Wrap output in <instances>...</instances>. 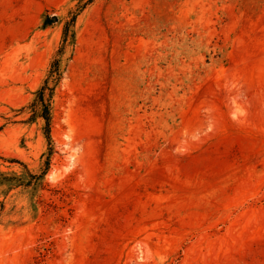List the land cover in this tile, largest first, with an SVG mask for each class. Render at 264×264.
<instances>
[{"label": "rangeland", "instance_id": "rangeland-1", "mask_svg": "<svg viewBox=\"0 0 264 264\" xmlns=\"http://www.w3.org/2000/svg\"><path fill=\"white\" fill-rule=\"evenodd\" d=\"M58 51L0 264H264V0H0V173L41 167Z\"/></svg>", "mask_w": 264, "mask_h": 264}, {"label": "trees", "instance_id": "trees-1", "mask_svg": "<svg viewBox=\"0 0 264 264\" xmlns=\"http://www.w3.org/2000/svg\"><path fill=\"white\" fill-rule=\"evenodd\" d=\"M75 16H72L68 22L64 24L61 36V44L66 42L73 43L74 34L72 32ZM56 21L55 17L44 16L42 18L41 27L46 28ZM60 51H58V57L54 58L49 66L48 74L44 79L42 85L35 92V99L30 104L29 108L31 114L27 118L30 120L34 117H39L42 122V136L46 143V153L44 155L41 167L37 173H32L21 161L12 160L17 164L21 170L22 175L16 174H4L0 173V185L14 186L18 188L36 187L40 184L46 175L49 168V158L52 154V139L50 135L51 124V98L53 95V89L61 78L62 71L60 70ZM10 176V177H9Z\"/></svg>", "mask_w": 264, "mask_h": 264}, {"label": "bare ground", "instance_id": "bare-ground-1", "mask_svg": "<svg viewBox=\"0 0 264 264\" xmlns=\"http://www.w3.org/2000/svg\"><path fill=\"white\" fill-rule=\"evenodd\" d=\"M263 106V105H262ZM262 109V108H261ZM264 110V109H263ZM262 111V110H261ZM214 123H216V122H214Z\"/></svg>", "mask_w": 264, "mask_h": 264}]
</instances>
